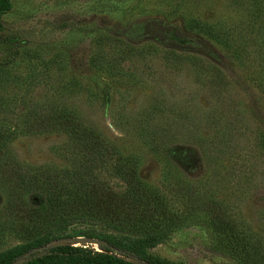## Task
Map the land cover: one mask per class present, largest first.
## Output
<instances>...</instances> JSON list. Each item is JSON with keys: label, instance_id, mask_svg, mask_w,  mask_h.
I'll return each mask as SVG.
<instances>
[{"label": "rangeland", "instance_id": "obj_1", "mask_svg": "<svg viewBox=\"0 0 264 264\" xmlns=\"http://www.w3.org/2000/svg\"><path fill=\"white\" fill-rule=\"evenodd\" d=\"M58 112L136 153L138 176L173 213L215 202L264 258V0H9L0 14V261L41 250L24 252L43 232L47 245L131 248L89 222L20 217L38 200L23 187L28 174L72 163L69 135L49 127ZM147 124L162 128L171 154L185 150L178 165L145 151ZM209 245L202 224L188 221L125 258L233 264Z\"/></svg>", "mask_w": 264, "mask_h": 264}, {"label": "trees", "instance_id": "obj_2", "mask_svg": "<svg viewBox=\"0 0 264 264\" xmlns=\"http://www.w3.org/2000/svg\"><path fill=\"white\" fill-rule=\"evenodd\" d=\"M8 8L9 0H0V14ZM56 118V122H49V127L69 135L72 163L52 171L40 166L28 174L29 185L23 187L36 190L38 200L22 210L20 217L34 219V223L46 227L89 222L122 233L131 240L128 242L131 248L122 250L112 243L98 244V250L69 244L47 245L48 234L43 232L31 238L24 252L39 246L41 250L30 251L19 261L1 260L0 264H138L125 258L139 257L134 247L159 240L188 221H199L209 236V247L230 257L233 264H264L263 255L250 252L247 238L232 227L215 202L199 203L193 214L191 210L179 215L173 213L157 189L138 176L136 153L124 152L120 141L104 136L66 112H58ZM147 132L145 151L156 156L161 167H174L178 165L176 158L186 157L185 150L177 149V153L171 154L174 149L168 147L171 140L164 137L158 125L155 131L147 124ZM144 259L151 263L149 258Z\"/></svg>", "mask_w": 264, "mask_h": 264}, {"label": "water", "instance_id": "obj_3", "mask_svg": "<svg viewBox=\"0 0 264 264\" xmlns=\"http://www.w3.org/2000/svg\"><path fill=\"white\" fill-rule=\"evenodd\" d=\"M51 245V244H50Z\"/></svg>", "mask_w": 264, "mask_h": 264}]
</instances>
